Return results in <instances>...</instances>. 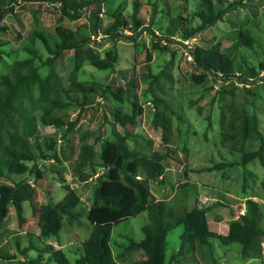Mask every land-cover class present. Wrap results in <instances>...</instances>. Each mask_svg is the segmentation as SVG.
I'll return each mask as SVG.
<instances>
[{"label":"trees","instance_id":"16d2710c","mask_svg":"<svg viewBox=\"0 0 264 264\" xmlns=\"http://www.w3.org/2000/svg\"><path fill=\"white\" fill-rule=\"evenodd\" d=\"M20 1L0 0V32L9 30L3 21ZM43 1L58 5L60 16L57 24L54 27H32L26 41L20 45L25 55L13 59L7 69L0 72V179L6 178L0 181V228L13 209L22 227L27 221L25 206L29 203L37 216L38 231L27 229L25 234L11 236V248L2 257L16 261L14 264H125L130 257H133L132 264H178L183 261L186 264H201L209 260L216 262L214 240L219 239L224 245L238 243L239 252L245 259H263L264 209L259 200L247 198L246 211L232 218L225 232H216L210 229L208 208L201 202L191 207L187 189L189 170L185 169L187 163L183 168L185 178L177 183L178 193L173 199L158 198L153 192V183L165 182L174 133L173 115L176 114L170 101L151 88L153 81L159 82V74L149 73L151 67L144 66L149 74L145 72L143 79L147 80L148 76L152 79L142 94L146 98L151 94L153 103L150 102L155 107L153 125L162 129V141L167 147L164 151L154 149L152 136L138 126L144 111L139 101L140 93L136 92L140 77H131L128 86L121 87L118 92L113 91L109 83L79 78V71L86 63L97 69L114 71L121 62L114 45L121 38L136 40L142 32L149 30L153 36V47L160 51L179 39L199 70L190 74L196 84L207 77L226 84L218 96L223 101L221 143L240 157L239 160L222 161L191 170L246 166L256 160L264 164V133L259 126L260 118L256 111L250 112L247 108L246 93L241 98L236 92L239 84H244L247 93H254L247 85L264 79V40L244 28L251 22L261 24L264 11L260 13L257 8L263 2L195 0V6L188 9L186 15L180 12L172 15L168 14L167 6L161 1L159 11L157 7L160 4L156 0L153 3L155 12L148 25L140 11L141 0H132V11L128 13L127 0H118L116 5L117 0ZM91 4L90 24L75 27L63 23L66 19L75 21L82 18ZM243 9L244 15L239 17L238 13ZM103 10L112 19V23L104 28L100 17ZM164 12L169 16V22L160 26L159 31L154 27L155 16L161 13L162 18ZM233 13L238 18H231ZM224 20L240 25L238 38L232 44L222 48L220 40L210 46L186 43ZM125 31H130V34ZM100 32L104 34V39L114 43L105 51L100 50L101 42L92 39V35L100 36ZM38 43L43 45L47 56H44ZM7 44L8 41L0 36V58L6 52L2 47ZM67 51L73 52L74 67L68 73V85L65 87L58 61ZM151 59L150 52L147 60ZM43 67L47 68V72H42ZM109 93L120 103L113 108L114 120L107 130L103 131L106 122L94 131L92 128H76L79 118L68 119L73 103L83 109L92 103L94 97L105 99ZM125 97H129L130 109L123 107ZM45 124L56 127L67 125L66 132L78 130L80 147L75 157L74 172L83 181L95 175L96 191L90 205L85 206L78 191L66 182L62 168L55 169L66 194L58 201L49 197L37 202V185L45 179L39 162L54 159L62 163L56 138L45 136L44 140L40 139L38 126ZM251 138L259 141V148L247 149ZM37 149L42 151L41 156H36ZM29 161L34 162L33 165ZM26 172L30 175L21 180L13 177ZM144 212L149 218L142 226L144 236L135 239L126 235L120 236L121 241L115 239L113 230L116 225ZM84 214L92 225L91 233L81 243L71 244V252L78 254L72 261L64 247L56 246L52 240L61 244L60 232L65 223L79 221ZM180 225L183 226L180 247L169 256L168 234ZM114 244L118 245V249ZM32 251L36 252V256H31ZM19 254L22 256L19 257ZM188 255L190 258H187Z\"/></svg>","mask_w":264,"mask_h":264},{"label":"rangeland","instance_id":"374dc122","mask_svg":"<svg viewBox=\"0 0 264 264\" xmlns=\"http://www.w3.org/2000/svg\"><path fill=\"white\" fill-rule=\"evenodd\" d=\"M157 1H159V4L160 1L163 2L167 6L168 14L170 13L172 15L178 12L186 15L188 9L190 10L195 6V0ZM257 1L263 2L257 8L261 13L264 11V0ZM154 2L156 0H141L140 11L145 24H151L153 13L155 12ZM117 3L118 0L115 2V5ZM93 4L85 11L82 18L75 21L66 19L63 23L72 24L75 27L90 24L89 13ZM126 7V13L132 11V0H127ZM160 8L161 4L158 5L157 9L160 11ZM244 10L239 11V17L244 15ZM248 13L251 14L250 12ZM163 15L162 18L161 13L155 16L154 27L159 31H161L159 29L160 26H165L169 22L167 13L164 12ZM59 16L60 11L57 4L43 0H21L15 6L14 11L9 12L3 21V24L8 26L9 30L0 32V36L5 41H8V44L2 47L6 52L0 58V72H4L13 59L25 55L22 49H20V45L26 41L27 34L32 27L36 25L54 27L57 24L56 20ZM230 16L231 18H238L234 13ZM100 17L103 28L112 23V19L104 10L100 13ZM260 22V25L251 22L244 26V28H248L255 37L264 40V16L261 17ZM239 27V23H230L227 20L219 21L214 26L201 32L198 37L190 41L187 40L186 43L194 42L200 46H210L212 42L220 40L222 42V48H224L237 40ZM84 29L89 32V29L86 27ZM125 32L130 34V31ZM92 39L101 42L100 46L102 47H100V50L102 51L114 45V43L109 42V39H104L102 32H100V36L92 35ZM152 39L153 36L149 30L142 32L139 37H136V40L121 38V41L114 45L121 60L114 71L97 69L86 63L83 69L79 71V78L83 80H97L105 84L109 83L112 90L118 92L121 87L126 88L128 86L127 83L131 77H140V84L136 88V92L140 93L139 101L143 105L144 111L139 117L138 126L148 135L152 136L154 149L164 151L167 147L162 141V129L153 125L155 107L152 105L151 94L147 98L142 94L144 88L151 84L150 80L152 79V76L146 77L147 80L143 79V74L148 72L144 66L151 67L149 73L159 74V82L153 81L151 88L156 89L158 94L167 98L176 111V114L173 115L174 133L171 138V151L170 157L167 159L165 175V179L171 182L173 186L168 184L166 191L170 192V195L174 194L172 199L177 195L176 185L182 179L184 180L183 168L184 163H187L185 165L187 168L185 169L189 170L187 175H189L188 177L191 181L187 188L189 201H191V204L201 202L202 206L208 208L210 229L225 232L226 225H228L229 221L232 218L239 217L240 214L246 211L247 198L253 197L259 200L264 209V164L260 160H256L246 166L234 165L227 168L204 171L191 170V168L209 166L222 161L239 160L240 158L238 154L233 153L221 143L220 113L223 101L218 99V96L220 95V91H224L226 84L221 80L214 81L211 77H207L202 83L196 84L191 79L190 74L191 72H199V70L195 68V64L188 50L182 45V41L176 39L175 42L167 44L166 50L160 51L153 47ZM38 46L43 50L44 56H47L48 53L43 45L38 43ZM150 52L152 53V59L148 61L147 55ZM73 67V52L67 51L58 61V69L65 87L68 85V73ZM41 70L42 72H47L46 67L41 68ZM247 86L255 94L247 93L244 84H239V88L236 90L237 96H241L242 98L243 94L246 93L247 108L250 112L256 111L260 118L259 126L264 133V79L250 83ZM128 98L125 97V103L123 105L126 109L131 108L128 103ZM92 100V103L86 105L83 109L78 104L73 103L70 106L71 113L68 119L75 120L79 118L76 128H92L94 131H98V127L106 122L103 131L107 130L114 120L113 108L120 101H115L110 93L108 98L102 99V97L96 96ZM209 122H211L210 126ZM38 128L40 139L44 140L45 136H53L56 138L57 151L62 158V163L54 159L49 161L41 160L39 162V165L43 169L45 179L41 184L37 185V202L39 203L41 200L49 197L58 201L66 194L65 188L59 181V174L56 172L57 168H62L66 182L70 183L78 191L85 206L90 205L96 191L95 175H91L87 181H83L74 172L75 157L80 147L78 130L75 129L66 132L67 125L56 127L55 125L49 124L39 125ZM94 138L95 135L92 140ZM259 146V141L255 138H251L246 145L248 150L257 149ZM41 152L40 149H37L36 156H41ZM33 163L29 161L30 165H33ZM14 175L13 177L21 180L30 174L26 172ZM3 180H6V178L3 177L0 179V181ZM159 187L160 184L158 183L152 184V188L157 192H159ZM163 187L164 185H162ZM196 195H199V198L193 200ZM213 203H217V206H213ZM228 210H230L229 213H227ZM25 214L27 221L24 222L22 227L19 226L14 209L1 226L0 264H14L16 262L2 257L5 252H9L11 245L9 239L11 236H15L16 233L25 234L27 229L34 232L38 231L37 216L33 213V209L29 203H26ZM148 221L147 212L130 217L114 227L113 236L118 241H121L120 236L126 235L140 239L144 236L142 226ZM91 227L90 221L84 214L79 221L75 220L73 223H65V226L62 228L60 232V245L64 247L72 261H75L78 254L71 252V244L75 242L78 244L86 239L91 233ZM182 232V225L169 232L167 238L169 256L172 252L179 249ZM52 241L58 246L56 240ZM214 245L216 262L209 260L201 264H264V258H243L239 252L240 245L238 243L224 245L219 239H215ZM114 247L118 249L117 244H114ZM30 254L31 256H36L35 251H32ZM21 256L19 254V257ZM187 258H190V255ZM52 264L56 263L53 262ZM125 264H132V262L128 260ZM178 264L186 263L183 261Z\"/></svg>","mask_w":264,"mask_h":264},{"label":"crops","instance_id":"0c3cea01","mask_svg":"<svg viewBox=\"0 0 264 264\" xmlns=\"http://www.w3.org/2000/svg\"><path fill=\"white\" fill-rule=\"evenodd\" d=\"M165 175H166V173H165ZM191 182V181H190ZM168 184H170V186H173V185H171L172 183L171 182H168L166 179H165V182L164 183H160V187H159V189H158V191L159 192H157L156 190H154L153 188H152V190H153V192L155 193V195L158 197V198H165V199H172V197H173V195L174 194H172V195H170V192H167L166 191V186H168ZM162 185H164V187L162 188ZM202 185H203V183H202ZM227 193H230V192H227ZM226 196V195H225ZM195 199H193V200H196L197 198H199V195H196V197H194ZM197 204V202L195 203V204H191V207H194L195 205ZM230 209V208H229ZM230 212V210H228V212L227 213H229ZM231 218V217H230ZM235 218H237V217H235ZM209 225H210V221H209ZM214 231H216V232H220V231H217V230H214ZM26 232V231H25ZM59 246H61L59 243H58V247ZM132 257H130L129 258V260L132 262V260L133 259H131ZM128 262V261H127Z\"/></svg>","mask_w":264,"mask_h":264}]
</instances>
